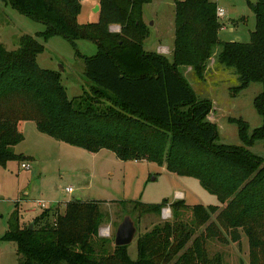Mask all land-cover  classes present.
Here are the masks:
<instances>
[{"label":"trees","instance_id":"16d2710c","mask_svg":"<svg viewBox=\"0 0 264 264\" xmlns=\"http://www.w3.org/2000/svg\"><path fill=\"white\" fill-rule=\"evenodd\" d=\"M4 1L44 23L45 40L62 35L74 46L78 39L90 40L97 51L82 56L89 90L69 99L60 72L38 65L44 44L35 36L23 34L14 50L0 42V166L30 159L12 146L24 139L20 122L32 120L40 132L70 145L90 152L108 149L124 161L147 160L194 177L223 205L123 201L138 216L159 215L166 206L173 216L137 237L134 259L128 245L109 250V239L98 236L102 200L71 199L61 205L62 212L57 204L46 207L28 224H21L15 208L0 239L16 243L18 264H223L220 253L209 256L206 248L207 239L222 236L221 229L233 242L240 241L242 231L249 264H264V158L250 150L264 140V0H247L255 18L248 41L219 38L225 23L216 15L215 1L174 0L171 60L143 47L149 29L142 10L151 0H99L98 20L89 23L77 20L80 0ZM112 24L119 25L118 32L110 31ZM217 46L216 63L238 76L232 94L251 82L262 84L253 99L261 124L250 129L242 118L230 119L241 144L219 142L217 124L207 118L211 99L199 98L182 72L191 67L204 81ZM187 210L188 222L182 218Z\"/></svg>","mask_w":264,"mask_h":264},{"label":"rangeland","instance_id":"374dc122","mask_svg":"<svg viewBox=\"0 0 264 264\" xmlns=\"http://www.w3.org/2000/svg\"><path fill=\"white\" fill-rule=\"evenodd\" d=\"M174 0H151L143 5L144 19L149 35L143 41L147 51H156L158 38L167 39L171 27H174ZM218 7L225 10V28L219 30L221 40L248 41L249 33L254 29L255 18L247 0H213ZM255 2L256 0H249ZM81 11L77 16L79 23L96 22L99 16V0H80ZM172 2V4L170 3ZM172 17V19H171ZM244 17V20H240ZM232 19L238 21L232 24ZM118 24L110 25V31L118 32ZM119 26V25H118ZM44 23L19 13L10 4L0 0V42L7 50H14L19 45L23 34L35 36L44 44V50L36 57L41 68L57 70L61 74V83L66 89L69 99L79 97L84 90H89L90 82L84 76L82 56L94 55L96 45L90 40L78 39L75 46L62 35H52L46 40L41 33ZM118 29V30H117ZM116 30V31H115ZM37 35V36H36ZM219 47L215 48V54ZM169 60L172 53H164ZM214 58V57H212ZM215 63V64H214ZM208 69L206 79L199 81L193 74H183L196 91L199 98H210L212 110L208 120L217 124L219 142L225 144H241L237 125L231 118H242L250 129L261 124V117L253 107L254 97L261 91L262 84L251 82L247 88L236 95L230 87L239 83L238 76L232 68L216 63ZM19 129L24 139L12 146L17 154L29 156V169L21 167L22 160H10L5 167L0 166V237L7 229L9 215L18 209L21 224H28L42 209L59 207L63 211L64 202L71 199L102 200L100 210L102 223L98 236L109 239L108 249L114 247L113 239L117 226L126 217L132 218L136 233L128 244V254L136 258V239L150 231L155 225L173 219L163 218L162 211L157 214L138 216L131 204L123 201L139 200L144 203H160L183 199L186 204L223 205L218 198L205 190L198 179L191 176H179L169 172L165 165H158L147 160L124 161L113 151L101 149L90 152L86 149L70 145L40 132L32 120L22 121ZM250 150L264 158V140H258ZM71 187L72 192L66 188ZM184 221L191 219L189 210L182 215ZM216 214L211 216L215 221ZM205 225L199 227L192 238L202 233ZM103 230L106 235H103ZM222 230L219 239H207L206 248L209 256L220 253L223 264H249V246L247 237L241 231L239 242L230 239L228 231ZM191 240L187 243L190 245ZM0 264H18L16 243L0 239Z\"/></svg>","mask_w":264,"mask_h":264},{"label":"water","instance_id":"95a60500","mask_svg":"<svg viewBox=\"0 0 264 264\" xmlns=\"http://www.w3.org/2000/svg\"><path fill=\"white\" fill-rule=\"evenodd\" d=\"M99 6H96V10ZM29 227H32L30 225ZM136 233V226L131 217L126 216L122 222L116 228L114 234V245L121 246V245H128L134 238Z\"/></svg>","mask_w":264,"mask_h":264},{"label":"crops","instance_id":"0c3cea01","mask_svg":"<svg viewBox=\"0 0 264 264\" xmlns=\"http://www.w3.org/2000/svg\"><path fill=\"white\" fill-rule=\"evenodd\" d=\"M170 3L172 4V2H170ZM173 5H174V1H173ZM95 10H96V8H95ZM142 12H143V10H142ZM142 17H143V21L147 24V22L144 19V13L142 14ZM171 19H172V17H171ZM173 22H174V17H173ZM117 27H119V26L117 25ZM168 36L169 37L167 39H163L162 37L158 38L157 47H156V51L155 52L164 54V53H169V51H170L172 53V50H173V41H174V27L173 28L171 27L170 35H168ZM212 57H214V58H212ZM212 57L208 61L207 70L210 67H212V64L215 62L216 54L214 53ZM183 68H184V71H185V74L186 75L189 74L190 72H192L191 67H182V69Z\"/></svg>","mask_w":264,"mask_h":264},{"label":"built area","instance_id":"2783aa9c","mask_svg":"<svg viewBox=\"0 0 264 264\" xmlns=\"http://www.w3.org/2000/svg\"><path fill=\"white\" fill-rule=\"evenodd\" d=\"M216 15L220 20H222L225 16V10L223 8L217 6ZM222 28H225V25H223ZM21 167L24 169H29L30 164L28 161L25 160V161H22ZM66 191L72 192L73 189L71 187H68V188H66ZM40 206L42 207V209L46 208V205H44L43 203L40 204ZM162 216H163V218H167L170 216L169 208H163L162 209ZM106 234H108V233H105V231L103 230V235H106Z\"/></svg>","mask_w":264,"mask_h":264}]
</instances>
